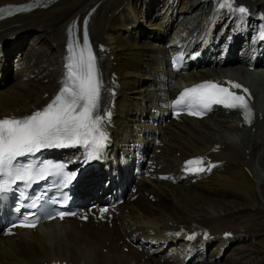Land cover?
<instances>
[{
    "label": "bare ground",
    "instance_id": "bare-ground-1",
    "mask_svg": "<svg viewBox=\"0 0 264 264\" xmlns=\"http://www.w3.org/2000/svg\"><path fill=\"white\" fill-rule=\"evenodd\" d=\"M238 2L249 3L253 10L264 7V0ZM25 5H32L28 13L9 15L0 22V91L10 82H19L0 92V118L28 114L46 103L45 94L52 97L56 93L65 75L67 29L75 22L74 35L82 40V21L87 18L104 103L108 98L105 89L111 85L109 74L114 72L119 82L114 110L117 130L112 132L114 141L107 149L110 160L97 168L89 183L104 184L108 171L107 190L136 177L140 195L118 208L110 227L69 219L40 226L35 232L0 237V264L56 259L74 264H156L148 258L141 260L145 253L152 255L159 243L157 258L171 260L170 264H264V100L259 102L260 90H256L257 108L262 120L254 123L253 132L239 129L234 117L219 115L159 128L166 101L176 93L166 58L177 43L182 46L181 42H187L192 52L200 53V62L192 66L198 65L196 73L218 66L221 70L244 68L236 72L240 77L248 75L245 67L254 54L247 53L240 62L236 52L248 51L251 38L242 33L234 12L220 11L214 0H0V8ZM176 17L186 19L181 23L182 38L174 27ZM248 21L251 23L250 18ZM48 33L56 39L49 46ZM27 37L30 41L24 44ZM98 44L106 45L109 53H97ZM14 49L17 53L11 58ZM226 53H231V58L227 59ZM12 67L15 74L10 77ZM261 81L264 88V74ZM160 131L165 147L153 159L164 171L176 170L181 159L207 152L215 144L223 148L214 157L225 164L195 185L141 179V154L149 150ZM180 223H199L214 238L186 245L183 250L180 240L166 234ZM148 229L154 236L148 235ZM224 231H230L233 238L222 237ZM127 239L136 247L126 245ZM120 240L128 246L127 253L117 245Z\"/></svg>",
    "mask_w": 264,
    "mask_h": 264
},
{
    "label": "snow or ice",
    "instance_id": "snow-or-ice-1",
    "mask_svg": "<svg viewBox=\"0 0 264 264\" xmlns=\"http://www.w3.org/2000/svg\"><path fill=\"white\" fill-rule=\"evenodd\" d=\"M220 8L227 7L230 11L238 10L246 14L244 7L236 9L233 0H217ZM32 5L0 8V18L4 14L12 15L20 11L31 10ZM87 18L84 20L82 40L74 38L75 22L67 29L68 43L65 63V76L59 91L42 109L22 117L0 118V194L11 191L17 182H22L25 188L33 183L44 180L55 174L62 178L63 186L67 187L75 178L76 172H68L66 164H52L44 161L36 162L35 157L45 149H60L82 146L85 149L84 163L99 159L109 139L106 131V121L110 120L111 112L99 111L103 90L102 79L96 64L87 31ZM260 38L264 39V29ZM174 66L176 61H173ZM227 85V86H224ZM234 90H240L238 94ZM247 97V98H246ZM250 93L240 83L235 81L204 80L191 87L184 88L174 105L187 109V114L203 117L210 112L213 106H222L228 110H239L243 122L251 124L254 113L250 107ZM179 115V112L175 113ZM24 158V159H21ZM204 158H194L185 162V171L200 173L211 171L214 164L203 166ZM190 165H196L190 167ZM22 201L30 199L26 192H21ZM41 197H36L29 204H19L21 207L36 209L28 211L18 222L13 221L4 234L12 235V228H35L41 219L52 220L59 217L77 215L75 212L53 210L43 212L40 204ZM61 207H65L61 204ZM101 218L108 212L107 208H100ZM43 213V214H42ZM82 219H87V215ZM179 235V233H177ZM207 238V233L204 234ZM195 233L188 239H194Z\"/></svg>",
    "mask_w": 264,
    "mask_h": 264
},
{
    "label": "rangeland",
    "instance_id": "rangeland-1",
    "mask_svg": "<svg viewBox=\"0 0 264 264\" xmlns=\"http://www.w3.org/2000/svg\"><path fill=\"white\" fill-rule=\"evenodd\" d=\"M143 6V5H142ZM192 16V15H191ZM178 21H180L181 19H177ZM177 27L179 28L180 26L179 25H177ZM126 36V35H125ZM28 38V40L24 43V44H28L29 43V41H30V38L29 37H27ZM144 38V37H143ZM54 40H56L55 39V37L53 36V35H50L49 33H48V46L49 45H51L53 42H55ZM49 42H50V44H49ZM16 49H14V50H10V56H11V58H13L15 55H16ZM37 56L38 55H36V58H37ZM55 56H57V53L55 54ZM9 73V72H8ZM14 74H15V69L12 67V69H11V71H10V73H9V76L10 77H13L14 76ZM12 80V79H11ZM10 80V81H11ZM17 84H19V82L17 83V82H15V81H13V82H10L6 87H4L0 92H2V91H4V90H6L7 88H10V87H15ZM20 88H15V90L17 91V92H21V93H23V95L24 96H26V94H25V92L22 90V89H20ZM134 95V93H132V96ZM129 98V97H128ZM132 98V97H131ZM131 98H129L130 100H131ZM159 250H161V249H158L157 251H159ZM102 253H104V251L102 250ZM146 256V255H145ZM154 256H150L149 258H148V261L149 260H153L154 259V261L153 262H155L156 264H164V263H161L160 261H159V263H158V259L156 258V257H154ZM146 258V257H145ZM145 258H144V260H145ZM160 260V259H159Z\"/></svg>",
    "mask_w": 264,
    "mask_h": 264
}]
</instances>
